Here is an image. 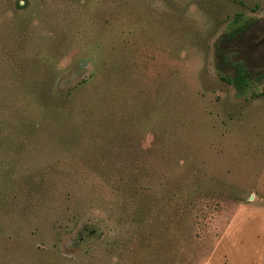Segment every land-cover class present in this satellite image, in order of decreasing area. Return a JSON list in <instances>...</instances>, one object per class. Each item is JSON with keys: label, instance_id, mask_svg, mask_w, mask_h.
Segmentation results:
<instances>
[{"label": "rangeland", "instance_id": "374dc122", "mask_svg": "<svg viewBox=\"0 0 264 264\" xmlns=\"http://www.w3.org/2000/svg\"><path fill=\"white\" fill-rule=\"evenodd\" d=\"M0 264H264V0H0Z\"/></svg>", "mask_w": 264, "mask_h": 264}, {"label": "trees", "instance_id": "16d2710c", "mask_svg": "<svg viewBox=\"0 0 264 264\" xmlns=\"http://www.w3.org/2000/svg\"><path fill=\"white\" fill-rule=\"evenodd\" d=\"M242 19L243 18H241L240 16H237L230 22V36L236 37L238 35H241L245 31L246 26ZM232 67L235 70L234 77H225L224 81L228 84L233 85L237 91V95L241 96L242 94L250 91L252 87L251 76L248 69L240 61H234L232 63Z\"/></svg>", "mask_w": 264, "mask_h": 264}]
</instances>
